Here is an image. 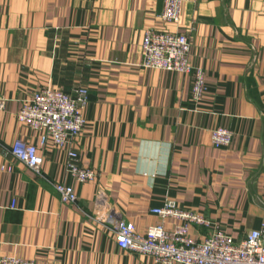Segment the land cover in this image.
Masks as SVG:
<instances>
[{
  "label": "crops",
  "instance_id": "obj_1",
  "mask_svg": "<svg viewBox=\"0 0 264 264\" xmlns=\"http://www.w3.org/2000/svg\"><path fill=\"white\" fill-rule=\"evenodd\" d=\"M177 24L163 0H0V256L35 264H158L125 253L99 224V188L145 235L150 210L167 199L207 218L234 241L264 221V0H182ZM146 29L188 33V61L204 71L205 94L190 75L140 66ZM191 31V32H190ZM88 91L76 163L98 176L78 183L65 152L48 138L37 175L11 154L16 140L39 145L41 131L17 120L23 100L43 88ZM232 131L228 148L212 129ZM54 183L72 187L65 205ZM163 221L167 231L177 225ZM202 241L206 229L189 228Z\"/></svg>",
  "mask_w": 264,
  "mask_h": 264
},
{
  "label": "built area",
  "instance_id": "obj_2",
  "mask_svg": "<svg viewBox=\"0 0 264 264\" xmlns=\"http://www.w3.org/2000/svg\"><path fill=\"white\" fill-rule=\"evenodd\" d=\"M182 0H163L159 18L164 23L177 24L182 13ZM191 32V31H190ZM190 39L188 33L146 29L142 40L140 66L144 69H160L167 72L190 75L191 97L200 101L205 94L204 71L189 64ZM88 106V91L78 87L71 93L52 88H43L23 100L17 112V120L35 131H41L39 145H30L16 140L11 154L35 174H41L43 158L40 150L48 138L66 154V172L78 183L93 181L98 173L91 168L80 167L75 161L74 143L86 124L83 110ZM5 100L0 98V111ZM231 130L218 127L211 130L210 140L215 148L231 145ZM59 200L65 205H76L77 195L72 187L54 183ZM104 205L102 216H94L99 224L109 228L119 249L125 253L146 255L158 264H264V221L257 230L249 231L239 241H234L218 226L210 227L206 217L182 208L167 199L161 206L152 208L160 222L148 228L145 235L133 232L129 222L108 201L102 188L97 189L95 207ZM173 219L178 223L171 231L164 228L163 221ZM206 229L204 240L191 239L189 228ZM0 264H35L33 261L0 256Z\"/></svg>",
  "mask_w": 264,
  "mask_h": 264
}]
</instances>
